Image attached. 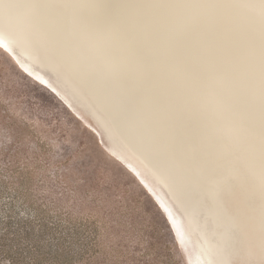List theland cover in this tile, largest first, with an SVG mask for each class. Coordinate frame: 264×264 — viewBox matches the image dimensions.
<instances>
[{
  "label": "bare ground",
  "instance_id": "bare-ground-1",
  "mask_svg": "<svg viewBox=\"0 0 264 264\" xmlns=\"http://www.w3.org/2000/svg\"><path fill=\"white\" fill-rule=\"evenodd\" d=\"M0 49L165 188L195 264H260L264 0H0Z\"/></svg>",
  "mask_w": 264,
  "mask_h": 264
},
{
  "label": "rangeland",
  "instance_id": "rangeland-1",
  "mask_svg": "<svg viewBox=\"0 0 264 264\" xmlns=\"http://www.w3.org/2000/svg\"><path fill=\"white\" fill-rule=\"evenodd\" d=\"M68 103L0 49V177L84 236L86 258L75 264H195L189 239L164 216L160 192L114 159L87 115Z\"/></svg>",
  "mask_w": 264,
  "mask_h": 264
},
{
  "label": "trees",
  "instance_id": "trees-1",
  "mask_svg": "<svg viewBox=\"0 0 264 264\" xmlns=\"http://www.w3.org/2000/svg\"><path fill=\"white\" fill-rule=\"evenodd\" d=\"M12 184L0 177V264H75L85 259L84 236L53 222L34 207L30 194Z\"/></svg>",
  "mask_w": 264,
  "mask_h": 264
},
{
  "label": "water",
  "instance_id": "water-1",
  "mask_svg": "<svg viewBox=\"0 0 264 264\" xmlns=\"http://www.w3.org/2000/svg\"><path fill=\"white\" fill-rule=\"evenodd\" d=\"M49 89H51L50 87H49ZM53 91V90H52ZM69 104V103H68ZM70 105V104H69ZM70 107V106H69ZM80 108V107H79ZM78 108V110H80L81 112H82V109L80 108L79 109ZM83 112L84 113H87V112H85L84 110H83ZM82 112V113H83ZM83 113V114H84ZM88 116V118L90 119V122H87L86 124H87V127L92 131V133L93 134H95V136L98 138V140H99V142H100V144H102L103 145V147H104V149L108 152V153H111V151H109V149H108V143H110V138H109V136H108V134H107V131H106V129L104 128V126L97 120V118H95L94 116H92L91 114H87ZM117 154V153H116ZM113 157V156H112ZM116 157H118V156H116ZM116 157H113L114 159H116L118 162L120 161V163L122 164V165H124L125 167H127L131 172L133 171V173L135 174V176L137 177V179L139 178L137 175H136V171H134L133 169H131V168H129L128 167V165L127 164H125L124 163V161H126V160H124V159H122L121 157L120 158H116ZM229 157H227V158H222V161H226L227 159H228ZM224 163V162H223ZM226 163V162H225ZM132 164L137 168V170H138V172H140V174L142 175V176H146V174L144 173V171H143V169L139 166V164H137V163H134V162H132ZM136 164V165H135ZM147 177V176H146ZM145 177V178H146ZM148 178V177H147ZM150 179V182H151V184L152 185H154L155 186V188H157L160 192H163V194L162 195H164V196H167L166 194V192H165V188H163L158 182H156L155 180H153L152 178H149ZM141 181V180H140ZM141 183H143L142 181H141ZM144 186H145V188L149 191V193L154 197V199L156 200L158 197H155L156 195H155V193H154V191L153 190H151L150 188H149V185L147 184V186L145 185V184H143ZM168 201H169V206H170V208H172L173 210H176L177 212H178V215L180 216V220H181V223H182V226L184 227V230H185V232H186V234L188 235V237L190 238V239H192V240H194L193 238H194V235H195V233H188L187 231H186V229H185V223H184V218H183V213H182V211L178 208V206L175 204V202H171L169 199H167ZM195 244H196V242H194V241H192V246L195 248ZM201 252H202V254H203V256H204V259L207 261V263L208 264H210V262L211 263H213V261H212V258L211 257H209L210 255L209 254H206V251L205 250H203V249H201L200 250ZM210 261V262H209Z\"/></svg>",
  "mask_w": 264,
  "mask_h": 264
},
{
  "label": "snow or ice",
  "instance_id": "snow-or-ice-1",
  "mask_svg": "<svg viewBox=\"0 0 264 264\" xmlns=\"http://www.w3.org/2000/svg\"><path fill=\"white\" fill-rule=\"evenodd\" d=\"M260 264H264V253H262V258H261Z\"/></svg>",
  "mask_w": 264,
  "mask_h": 264
}]
</instances>
